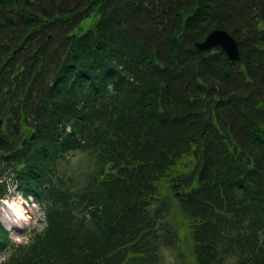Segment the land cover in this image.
Listing matches in <instances>:
<instances>
[{
    "label": "trees",
    "instance_id": "1",
    "mask_svg": "<svg viewBox=\"0 0 264 264\" xmlns=\"http://www.w3.org/2000/svg\"><path fill=\"white\" fill-rule=\"evenodd\" d=\"M216 28L241 60L196 47ZM76 151L88 168L60 176ZM13 185L44 227L0 222V264H264V0H0Z\"/></svg>",
    "mask_w": 264,
    "mask_h": 264
},
{
    "label": "rangeland",
    "instance_id": "2",
    "mask_svg": "<svg viewBox=\"0 0 264 264\" xmlns=\"http://www.w3.org/2000/svg\"><path fill=\"white\" fill-rule=\"evenodd\" d=\"M88 159L89 156L87 153L76 151L74 153H71L67 156L66 159H62L58 165V174L64 178L69 177V175H75V177H80L83 175V172L85 169L88 168ZM14 187V186H13ZM11 188V193L9 194V205L6 203H3L0 201V221L7 224L10 223L15 230L12 229L10 232L11 238L13 240H16L18 243H25L29 239V234H32L34 230L39 231L42 230L44 227V224L42 222L41 218V212L37 208L35 215L32 216V219L30 220V223L28 226H25L24 223L20 222V220H17V222L12 221L14 219V214L12 212L11 207L13 206L12 203H17L15 200L17 199V196L13 197L14 193H17L16 188ZM24 209V207H23ZM25 210V209H24ZM16 229H19L21 231H16ZM187 240V237L184 236V244ZM177 245V244H176ZM178 245H181L180 243ZM186 245V244H185ZM176 253L178 254L179 258L182 259V257L179 255V252L182 251L179 247H175ZM174 251L169 249H163L162 250V264H179L180 261L177 260L175 257ZM183 256H186V253L183 252Z\"/></svg>",
    "mask_w": 264,
    "mask_h": 264
},
{
    "label": "water",
    "instance_id": "3",
    "mask_svg": "<svg viewBox=\"0 0 264 264\" xmlns=\"http://www.w3.org/2000/svg\"><path fill=\"white\" fill-rule=\"evenodd\" d=\"M195 44L201 51L220 47L232 61L241 60L238 40L225 29H213L208 33L205 39L196 41Z\"/></svg>",
    "mask_w": 264,
    "mask_h": 264
},
{
    "label": "bare ground",
    "instance_id": "4",
    "mask_svg": "<svg viewBox=\"0 0 264 264\" xmlns=\"http://www.w3.org/2000/svg\"><path fill=\"white\" fill-rule=\"evenodd\" d=\"M12 209H13L14 212L18 213L20 217L23 216L21 205L14 203L13 206H12Z\"/></svg>",
    "mask_w": 264,
    "mask_h": 264
}]
</instances>
